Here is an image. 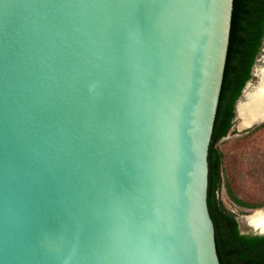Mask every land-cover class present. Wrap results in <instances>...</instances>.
Instances as JSON below:
<instances>
[{
  "label": "water",
  "instance_id": "water-1",
  "mask_svg": "<svg viewBox=\"0 0 264 264\" xmlns=\"http://www.w3.org/2000/svg\"><path fill=\"white\" fill-rule=\"evenodd\" d=\"M233 10L0 0V264H222L209 150ZM251 90L253 127L264 40L236 119ZM238 221L264 236V208Z\"/></svg>",
  "mask_w": 264,
  "mask_h": 264
},
{
  "label": "trees",
  "instance_id": "trees-1",
  "mask_svg": "<svg viewBox=\"0 0 264 264\" xmlns=\"http://www.w3.org/2000/svg\"><path fill=\"white\" fill-rule=\"evenodd\" d=\"M264 39V0H234L230 45L223 87L209 150L208 204L215 223L218 253L222 264H264V236L242 234L239 221L219 196L223 185V153L216 143L234 125L235 106L248 80ZM264 126V123L251 131ZM231 200L243 208H258L236 195L226 182Z\"/></svg>",
  "mask_w": 264,
  "mask_h": 264
},
{
  "label": "rangeland",
  "instance_id": "rangeland-1",
  "mask_svg": "<svg viewBox=\"0 0 264 264\" xmlns=\"http://www.w3.org/2000/svg\"><path fill=\"white\" fill-rule=\"evenodd\" d=\"M240 122L235 119L228 135L217 142L216 147L223 153V185L219 196L241 221L255 209L264 208V126L251 131L263 123L240 129ZM226 182L231 184L237 196L262 206L251 209L237 205L227 193Z\"/></svg>",
  "mask_w": 264,
  "mask_h": 264
},
{
  "label": "bare ground",
  "instance_id": "bare-ground-1",
  "mask_svg": "<svg viewBox=\"0 0 264 264\" xmlns=\"http://www.w3.org/2000/svg\"><path fill=\"white\" fill-rule=\"evenodd\" d=\"M247 95L252 98L250 100V103H247V102H242L240 104V107H239V112L241 113V116H243L241 119H240V124H239V128L240 129H246L248 127H252V124H250V122L248 121L247 117L248 115H250V113H248L246 111L247 108L251 107L254 105L255 103V99H254V96H253V93H252V90L251 91H247ZM258 124V123H256ZM259 215V214H258Z\"/></svg>",
  "mask_w": 264,
  "mask_h": 264
},
{
  "label": "flooded vegetation",
  "instance_id": "flooded-vegetation-1",
  "mask_svg": "<svg viewBox=\"0 0 264 264\" xmlns=\"http://www.w3.org/2000/svg\"><path fill=\"white\" fill-rule=\"evenodd\" d=\"M264 40V39H263ZM253 70V69H252ZM236 115H237V113H236V106H235V118H234V121H235V119H236Z\"/></svg>",
  "mask_w": 264,
  "mask_h": 264
}]
</instances>
